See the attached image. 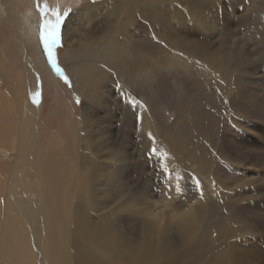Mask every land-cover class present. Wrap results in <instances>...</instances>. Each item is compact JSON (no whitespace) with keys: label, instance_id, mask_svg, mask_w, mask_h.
<instances>
[{"label":"rangeland","instance_id":"obj_1","mask_svg":"<svg viewBox=\"0 0 264 264\" xmlns=\"http://www.w3.org/2000/svg\"><path fill=\"white\" fill-rule=\"evenodd\" d=\"M102 1L69 0V7L63 10L60 0H0V88L13 92L17 85L26 96L24 83L32 73L28 94L29 89L35 90L32 95L37 97L32 106L34 120L31 118L36 136L31 142L32 159L44 157L39 164L45 166L46 157H60L71 170L79 167L81 156L90 157H85L90 172L80 199L86 211L82 215L85 224L95 228L93 234L101 228L110 231L103 237L84 236L85 262L81 264H124L112 257L109 246L117 244L121 255L129 248L143 247L151 228L158 231L156 236L167 240L170 249L180 248L187 255L166 257L163 264H217L221 258V231L231 222L233 229L227 233L234 257H238L236 252H249L243 261L250 256L254 263L264 264V0H147L146 10H140L138 17L147 33L141 32L145 35L143 41L135 45L146 44V52L138 53L133 48V30L127 70L113 69L116 77L110 81L106 96L100 103L86 104L66 65L67 39L76 35V29L82 32L85 28L86 33L90 27L99 28L105 17L114 30L126 31L124 38L132 29L121 21L115 0L108 5ZM87 6L100 11L97 20L88 18L82 10ZM104 8H109L111 15H106ZM65 12L75 14L69 23L68 38H63L67 36L63 34L65 20L59 30L60 39L52 46L61 70L58 73L45 52L41 25L45 20L54 22L56 15ZM134 12L135 8L132 14L137 20ZM82 17L89 22L82 24ZM124 43V47L130 45L129 41ZM227 79L235 87L229 93L232 96L225 99L219 91L221 87L228 90ZM104 83L105 78L101 80ZM3 101L0 99L1 112L6 114ZM84 110L91 116L89 124L104 130L103 134L96 127L88 130L91 148L86 151L78 145ZM204 113L206 117L201 118ZM144 114L149 115L148 125L143 123ZM6 116L12 135L14 108ZM16 136L10 144H16ZM173 143L184 145L183 153H177ZM38 146L50 149L47 154H39ZM2 157L0 154V163H10ZM55 163L59 164L53 161L50 165ZM5 168L0 171V180ZM197 209L201 214L196 225H200V239L186 241L184 236L181 238V223ZM3 213L1 209L0 228ZM164 229L171 230L164 235ZM104 245L107 251L101 250ZM134 261L126 264H138Z\"/></svg>","mask_w":264,"mask_h":264},{"label":"bare ground","instance_id":"obj_2","mask_svg":"<svg viewBox=\"0 0 264 264\" xmlns=\"http://www.w3.org/2000/svg\"><path fill=\"white\" fill-rule=\"evenodd\" d=\"M60 1L62 5L61 7L63 8V10L69 7L67 3L69 0H60ZM147 2H148L147 0H115V3L117 4L116 11L119 12L121 21H124L125 23L129 24L132 27V29L129 30L131 34H129V36H125L127 38L122 37V35H124L126 31L124 33L123 31H120L119 28H117L118 31L114 30L112 28L113 26L111 25L112 23L107 21L106 20L107 17H105L104 24L100 25L99 28L91 29L90 27L88 28L89 31L86 33L83 32L85 31V28H82L84 29L82 32H79L78 31L79 29L78 30L76 29L75 30L76 35L73 34L72 37H70V39H67V41L69 40L68 42L70 43L66 45L67 46V49L65 51L66 52L65 55H67L66 65L69 67L71 75L73 77V81L75 85L78 87L79 91L81 92L83 99H85L86 104L100 103L101 97L106 96L105 94L109 90L108 87H110L111 85L110 81H113L116 77L111 72L113 71V69L122 70V71L127 70L129 66L128 64H130L131 62L130 55L127 53L131 49V46H132L133 30H136V34H135L136 38L133 41V48H135L136 52L138 53H141V51L143 53L146 52V44H144L142 47H135V45L136 43L143 41V36H145L147 33L146 28L142 29V25L139 24V20H138L139 15H141L140 10L142 9L146 10L148 6ZM110 3H114V2L112 0L102 1V4H105V5H108ZM65 5H67V7ZM99 5L101 4L99 3ZM9 8L10 7H8V9ZM134 8H135L134 15L137 18V20L133 17V14H132V10ZM104 9H107V8H104ZM82 10L86 14H88L89 16L88 18H92V19L96 18L97 14H100V11L95 10V9L93 10L91 7H88V6L83 7ZM110 13H112V11L108 8L106 11V15H109ZM74 14L75 13H71L69 17H66L65 19L66 20L65 29H64L65 31H63L64 32L63 34L65 35L67 34V36L63 37L65 39L68 38V33L70 29L69 23L71 22V17ZM112 16L114 17V15ZM81 19H83V22L80 20L82 24L89 22V19L85 17H82ZM92 19L91 21H93ZM171 19L172 18H170V20ZM158 24L160 25V23ZM168 24L169 23H167V25ZM0 27H1V24H0ZM30 28L33 29L32 26H30ZM116 31L118 32L117 34L121 35L120 36L121 41H122L121 44H119V42L117 41L118 38H117ZM149 31L150 33H153L152 29H150ZM141 32H143L145 35H143ZM153 34L155 35V33ZM175 35L178 36V34H175ZM125 41H129L130 45L128 47H124ZM2 42H3V35L0 30V50H3ZM156 47L158 48V46ZM117 67H119V69H117ZM31 74L29 75L28 83L27 81L24 83V86H25L24 89L26 90V96L23 93V90L21 91L17 85L14 86L15 92L14 91L12 92V89L10 88L9 90L8 89L3 90L2 88H0V92L3 90V92L0 93V97L2 96L0 99L5 100L3 101V103H5L4 104L5 113L10 116L11 108H14V120L17 122L16 124V122L12 120V122L15 123V125L13 126L15 131H14V134L11 135L10 131L12 132L13 128H10V121L9 122L6 121V118H7L6 114H2L3 112H1V109L3 108V106L0 105V154L5 159H10V163H9V160H5L3 163H0V171L3 170L7 166L5 168V176L3 180L1 179L2 184L0 185V211L1 209L4 210V213H3L4 218L2 220V226L0 228V264H81V262L85 259V255L82 251V246L84 242V241L82 242V240L84 239V236H87L89 237V239H91L92 237H94V235L100 234L103 237L107 235V232L110 230H103L104 228H101L100 231L98 230V233L93 234L92 231L95 228L92 226H87L84 222V217L82 213H85L86 211L83 212L84 206L80 199H83L82 197L83 189L85 186L84 182H86V177L90 172L89 171L90 168H88L90 164L87 163V161L85 160V157L88 159L90 158L88 155L81 156L79 167H75L74 169H71V170L67 168L68 166L66 167V164L63 163L64 161L63 162L60 161L59 159L60 157L56 158V156H51V155L46 157L44 160L46 162L45 166L43 164H39V162H41L44 157H42L41 159H37V157L32 159V155H30V152H31L30 149H31V144H32L31 142L36 137L34 135L35 129L31 125L33 123L32 119L34 120V117H35V110L34 111L32 110V106L35 104L37 97L36 98L34 97L36 94L32 95V93H35V90L29 89V94H28V84L31 82ZM103 78H105V83L101 84V80ZM227 81H228L227 83H229L228 90L223 89L221 87V90L219 91L220 92L219 94L224 96L225 99L230 98L232 96V94L230 95L229 93L235 87L234 86L235 84L232 80L229 81V79H227ZM155 97H154V100H155ZM127 101H129V98ZM10 102H14V105L11 104ZM228 102H230V100ZM142 103L143 102H141V104ZM163 106H166V105H163ZM183 110L180 113H182V115H185L183 114ZM158 112L156 113L158 114ZM197 113L199 112H196L195 114ZM88 114L89 112L86 113V110H84L83 116L80 119L81 133H79L80 135H79V141H78V145H80L82 149H85V151L91 148V143L88 141L87 132L88 130L90 131L92 127H94L93 124H89V121L91 120L90 119L91 116H89ZM195 114L192 116H195ZM202 115L204 116L205 113ZM153 116H154V113H153ZM205 117L206 115L201 118H205ZM148 118H149V115L147 114H144V117L142 118L144 121L143 123H145L146 125H148V122L146 121ZM187 118L189 119V117ZM94 120L96 119L94 118ZM21 122H23L22 126H21ZM96 124L98 125V123ZM19 125H20V128H19ZM95 127L99 131L100 128L98 126H95ZM201 128L202 127H200V129ZM102 131L103 132L99 131L98 133L103 134L104 130ZM160 133L161 132H159V134ZM15 134H17L16 144H10L12 139L13 138L15 139ZM94 143L95 145H97L98 141L97 143L96 142ZM173 145H174L173 148L177 151V153L178 151H182L183 153L184 145H181V144L179 145V143H177V145L173 143ZM48 146L50 147V145ZM104 147H107V145ZM70 148L67 149L68 152ZM48 150L44 146H41L38 148V152L37 151L36 152L39 154L40 153L47 154ZM99 151L102 152L101 149ZM12 153L13 155H11ZM191 158L193 157L191 156ZM177 159H178V163H180L181 158L178 157ZM53 161H56L59 164L55 163V164L50 165L51 162ZM197 210H195L192 213L191 217L190 216L188 217L186 222L182 221L181 223L182 228L181 227L180 228L182 229V232H181L182 236H181V233L179 234L181 238L184 236L186 241L193 240L195 239V237H197V239H200L199 233H198L200 229L199 228L200 225L197 227L196 225L200 221L199 217L201 214L199 215V209ZM191 221L195 227L192 226ZM231 225H232V222H231ZM231 225L230 227H225L226 226L225 224L224 226L225 229L221 231L220 243H219V245L221 246V249H220L221 258L219 262L217 261L218 262L217 264H249L250 262H252L253 264H256L252 261L253 257H250V256H249V259H247L246 261H243L247 253L243 254L241 252L242 254H240L236 252L238 254V257H234L232 253L233 246L230 243V235L228 236V234L231 233V229H233ZM170 230L171 229H164L163 234L166 235ZM228 231L229 233H227ZM157 232H155V229L151 228L145 237L146 240H144L141 245L143 247H140L137 249L129 248L131 250L128 249L123 255H121V253L119 252L121 248L117 244H113L111 245V247L109 246L111 253H114L112 257L116 260L118 259L121 260L122 263L124 264L132 263L133 260H135L134 262L138 264H163V262L166 261V260L163 261V259L166 257L175 258L176 255H178V253H179V256H182V257L186 255V253L180 252L181 250L180 248H178V251H175L173 248L170 249V246L166 244L167 240L162 239L163 237L162 235L156 236ZM90 234H93V235H90ZM227 237H229V239H227ZM94 244L97 245L98 243L94 242ZM261 247L262 246H259L258 250ZM107 249L108 248L104 245V247L101 250L107 251ZM98 251L100 252V250ZM244 251H247V250H244ZM252 252L254 254L255 251H252ZM249 254L250 253L248 252L247 255ZM232 256L234 257L233 259H231ZM87 260H89V258ZM110 261H112L111 263L114 262L112 259Z\"/></svg>","mask_w":264,"mask_h":264},{"label":"snow or ice","instance_id":"obj_3","mask_svg":"<svg viewBox=\"0 0 264 264\" xmlns=\"http://www.w3.org/2000/svg\"><path fill=\"white\" fill-rule=\"evenodd\" d=\"M42 11H46V9H42ZM68 15L69 12H65L63 16L56 15L54 22L45 20L41 25V40L43 42L45 52L47 54L49 62L53 65L58 73H60L61 70L56 65L54 54L52 52V46L56 44L60 39L59 30L64 24V21ZM65 80L67 81L66 77Z\"/></svg>","mask_w":264,"mask_h":264}]
</instances>
